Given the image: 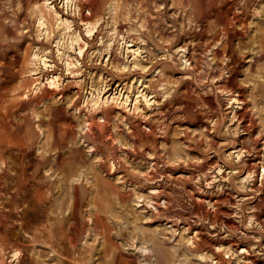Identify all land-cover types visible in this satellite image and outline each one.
Masks as SVG:
<instances>
[{"label": "rangeland", "instance_id": "obj_1", "mask_svg": "<svg viewBox=\"0 0 264 264\" xmlns=\"http://www.w3.org/2000/svg\"><path fill=\"white\" fill-rule=\"evenodd\" d=\"M0 127V264H264V0H0Z\"/></svg>", "mask_w": 264, "mask_h": 264}, {"label": "bare ground", "instance_id": "obj_2", "mask_svg": "<svg viewBox=\"0 0 264 264\" xmlns=\"http://www.w3.org/2000/svg\"><path fill=\"white\" fill-rule=\"evenodd\" d=\"M92 6V3L91 2H81L80 3V9H81V20L82 21H85V22H87L91 17L90 16H87L85 13H84V10L85 9H88V8H90ZM13 75H15V74H13ZM12 75V76H13ZM12 76H9L8 77V79H10ZM14 77V76H13ZM12 77V78H13ZM43 94H47V92H46V90H43ZM133 129H136V128H138L139 127V122H137V123H134L133 125ZM90 128L91 129H93L94 130V135H95V137H97V138H99L100 136H101V134H100V132L97 130V128H96V126L94 125V124H91L90 125ZM35 132L38 134V132L35 130ZM2 130H1V127H0V169L3 171V172H6L7 170H8V163H7V157L10 155V154H8L9 152H10V150H13V149H16L18 152H19V154L20 153H22V154H24V153H26L28 150H34V147H33V145L31 144V143H29V142H24V141H20V142H18L15 146H11V145H8L7 144V141L5 140V138H3L2 136ZM23 140H25V139H23ZM7 154H8V156H7ZM26 155V154H25ZM28 155V154H27ZM20 156H21V154H20ZM21 158H23L22 156H21ZM72 192H73V194L76 196L77 195V192H78V187L77 186H72ZM161 197V196H160ZM158 200V199H157ZM4 231H6L5 229H3ZM2 232V231H1ZM5 235V234H4ZM3 235V236H4ZM7 236V235H6ZM5 238V237H4ZM8 239V238H7ZM16 241V240H15ZM2 242H4V241H2ZM7 242H8V240H7ZM7 242L5 243L6 245H8L7 244ZM10 242H12L11 240H10ZM9 242V243H10ZM1 243V242H0ZM14 244V243H13ZM16 244V243H15ZM1 245H3V244H1ZM6 245L4 246V247H6ZM10 245H11V243L9 244V248H10ZM17 245H19V244H17ZM16 245V246H17ZM15 246V245H14ZM9 248H6V249H9ZM14 247H13V245H12V248H10V249H13ZM17 248V247H16ZM0 249H2V248H0ZM5 249V248H4ZM63 260V259H62ZM67 262V261H66Z\"/></svg>", "mask_w": 264, "mask_h": 264}]
</instances>
